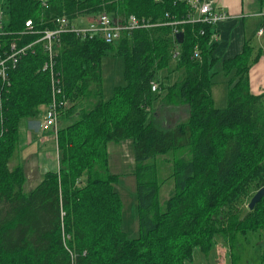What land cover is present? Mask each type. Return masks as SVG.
<instances>
[{"label":"trees","instance_id":"1","mask_svg":"<svg viewBox=\"0 0 264 264\" xmlns=\"http://www.w3.org/2000/svg\"><path fill=\"white\" fill-rule=\"evenodd\" d=\"M46 4H0L8 13L11 38L25 31L28 21L43 31L52 28V19L63 16L76 23L103 13L122 20L135 15L162 25L125 32L114 44L71 32L61 35L56 69L65 79L68 106L61 111L57 133L59 168L46 172L30 192L24 190L23 167L11 169L10 161L20 146L22 122L42 116L51 101L42 46L10 73L0 124V264H191L196 250L209 256L219 237L232 250L238 235L263 231L264 198L253 210L248 208L264 187V93L252 92L249 77L261 51L247 41L240 54L224 60L223 71L231 78L228 104L220 109L212 96L216 31L198 23L168 24L194 14L186 0ZM175 29L184 34L182 44ZM39 37L27 35L24 40ZM109 54L123 58L126 85L116 87L106 101L102 61ZM163 70L167 75L161 79ZM163 94L168 105L189 108V117L171 129L148 120ZM129 138L134 140L137 165L135 239L122 229L123 203L114 188L119 178L109 172V143ZM185 151L190 159L175 162L174 191L161 203L157 167L151 162Z\"/></svg>","mask_w":264,"mask_h":264},{"label":"rangeland","instance_id":"2","mask_svg":"<svg viewBox=\"0 0 264 264\" xmlns=\"http://www.w3.org/2000/svg\"><path fill=\"white\" fill-rule=\"evenodd\" d=\"M0 4L6 5V0H0ZM87 19V17H83ZM89 20L96 18L88 16ZM124 60L123 58L114 54L106 55L102 61L103 72V94L104 99L108 101L114 95V90L118 86H125L124 79ZM215 76L212 79V91L214 98V105L216 108H225L228 104V81L230 75L226 76L223 71L222 64L214 66ZM167 75V71L159 72V78ZM175 75L174 77H176ZM164 99V94L160 100L154 105L155 114L149 121L157 122L162 129H171L176 124L185 121L189 117V112L180 108L177 114L171 105H168ZM163 100V101H162ZM179 106V105H178ZM185 106V105H182ZM41 116L36 119H29L28 121L37 126L41 121ZM33 143L20 146L15 153V156L10 161V168L14 169L17 166H24L27 172L34 173L33 164L36 161L40 151H43L42 158H48L52 154V150L44 146L38 148L39 139L33 136ZM40 151L38 152V150ZM55 154V150L53 151ZM109 152V172L112 175L118 176V181L115 183V190L118 192L123 203V223L122 229L127 234L129 239L139 237V219H138V199H137V177H136V161L134 156V140L132 138L126 139L121 142H110L108 145ZM34 156V160H33ZM28 157H31L29 162ZM26 159V161H25ZM190 159V153L185 151L184 154L170 153L167 155L158 156L151 163L157 167L156 177L160 184L159 200L161 203L166 201L174 191V178L173 173L175 169V162L178 160L186 161ZM29 170V171H28ZM34 181L27 182L24 190L30 192L34 188ZM36 186V185H35ZM220 238V237H219ZM227 249H229L226 246ZM228 253V250H226ZM224 250L222 252L223 258ZM225 264H264V230L256 234H248L247 236L238 235L233 249H229ZM202 257L201 252L195 251V257ZM223 261V260H222ZM221 260H219V263ZM196 264V263H191ZM201 264V263H198ZM209 264V263H208Z\"/></svg>","mask_w":264,"mask_h":264},{"label":"built area","instance_id":"3","mask_svg":"<svg viewBox=\"0 0 264 264\" xmlns=\"http://www.w3.org/2000/svg\"><path fill=\"white\" fill-rule=\"evenodd\" d=\"M46 6L48 0H42ZM160 1V0H156ZM194 11L185 21H174L168 24L178 26L181 23L203 24L210 26L215 30L219 23L226 21L229 15L224 9L214 5L213 0H186ZM9 21L8 13L5 8H0V124L4 119V98L8 94L10 82V73L16 69L20 60L34 52L36 46H42L47 58L43 66V71L50 74L52 95L51 101L47 105L44 114L41 116L40 128L43 132H52L57 140V133L60 126V114L68 106V101L63 98V79L60 71L56 69V59L58 57V45L61 41V35L71 32L82 39H93L100 37L108 44H114L119 41L125 32H132L138 29L151 28L162 25L152 24L146 19L135 15L127 19H113L109 14L103 13L88 24L81 25L71 23L63 16L51 20L52 28H46L43 31L35 30L32 21L26 24V30L11 38V33L6 30ZM216 31V30H215ZM176 33H179L175 29ZM39 34L40 37L34 41L26 42L24 36ZM259 34H264V28L259 30ZM218 34L215 32L214 39L218 41ZM178 56V53H176ZM195 57L199 58L200 53L195 49ZM152 91H158V84H152ZM3 132V131H2Z\"/></svg>","mask_w":264,"mask_h":264},{"label":"crops","instance_id":"4","mask_svg":"<svg viewBox=\"0 0 264 264\" xmlns=\"http://www.w3.org/2000/svg\"><path fill=\"white\" fill-rule=\"evenodd\" d=\"M213 2L215 6L224 9L229 15L226 21L219 23L215 28L219 35L218 46L214 53L215 58L218 59L219 64H222L224 60L240 54L246 42L249 41L255 47V51L257 52L259 50L262 54L259 60L252 66L249 73L251 90L257 95L264 93V34H259V30L264 28V0H213ZM91 21L85 18H79L76 20V23L85 25ZM225 94H228V91H225ZM172 108L177 110V114H181L178 112L180 108L185 111L187 110V113L189 111L187 106L182 105L173 106ZM40 125L41 121L35 126L28 120L23 121L21 124L22 145L27 146L28 144H32L34 141L33 136H35L39 139L38 148L44 146V149L46 147L52 150V154L48 158H42L43 151L38 150L40 152L33 164V168L35 169L33 171L34 173H28L27 169L20 164L26 174V184L30 180L34 181V188L40 184L46 172L55 171L59 168L57 140L52 132H43ZM54 150L55 154L53 155ZM30 158L28 157V162ZM226 246L228 247L226 241L221 238L217 239L213 244L209 256L205 257L202 255V257H195L194 263L225 264V259H227L230 249H227ZM223 250L224 254L222 258L221 254ZM226 250H228V253ZM219 260H221L220 263Z\"/></svg>","mask_w":264,"mask_h":264},{"label":"water","instance_id":"5","mask_svg":"<svg viewBox=\"0 0 264 264\" xmlns=\"http://www.w3.org/2000/svg\"><path fill=\"white\" fill-rule=\"evenodd\" d=\"M177 39H178V42L179 44H182L183 41H184V34L182 32H179L177 34ZM264 198V187L261 188L251 199L249 205H248V208L250 210H253L255 208V206L261 202V200Z\"/></svg>","mask_w":264,"mask_h":264},{"label":"bare ground","instance_id":"6","mask_svg":"<svg viewBox=\"0 0 264 264\" xmlns=\"http://www.w3.org/2000/svg\"><path fill=\"white\" fill-rule=\"evenodd\" d=\"M22 67V66H21ZM22 70V69H21ZM14 73V72H13ZM24 76H25V74H24ZM14 77V76H13ZM25 78V77H24ZM20 80V79H19ZM65 79H63V81H64ZM25 80H23V82L22 83H25L24 82ZM67 83V82H66ZM27 84V83H26ZM222 142V141H221ZM217 143V142H216ZM219 143H220V141H219ZM222 145L223 144H221V149H222ZM220 146V145H219ZM216 147V146H215ZM225 147V146H224ZM223 147V148H224ZM216 150V149H215ZM220 152V151H219ZM248 189V188H247ZM249 190V189H248ZM247 191V190H246ZM241 199V198H240ZM242 208V207H241ZM238 209V208H237ZM234 212V211H233ZM225 213V212H224ZM225 216V215H224ZM251 216V215H250ZM225 218H226V216H225ZM229 218V217H228ZM248 218V217H247ZM250 218V217H249ZM210 221H211V219H210ZM216 223V222H215ZM211 224V223H210ZM228 224V223H227ZM229 225V224H228ZM212 226V225H211ZM200 228V227H199ZM208 228H210V226H208ZM196 229V228H195ZM249 229V228H248ZM201 230V229H200ZM214 230H216V229H214ZM194 231V230H193ZM253 231V230H252ZM195 232V231H194ZM214 232V231H213ZM236 232V231H235ZM218 233V232H217ZM212 234V233H211ZM214 234V233H213ZM191 235V234H190ZM229 241V240H228ZM233 241V240H232Z\"/></svg>","mask_w":264,"mask_h":264}]
</instances>
